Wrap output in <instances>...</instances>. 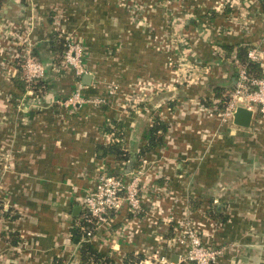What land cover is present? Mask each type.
Returning a JSON list of instances; mask_svg holds the SVG:
<instances>
[{"label": "crops", "instance_id": "0c3cea01", "mask_svg": "<svg viewBox=\"0 0 264 264\" xmlns=\"http://www.w3.org/2000/svg\"><path fill=\"white\" fill-rule=\"evenodd\" d=\"M119 1L0 0V18L23 22L34 17L32 51L44 64L53 62L49 42L54 33L81 42L85 68L92 74L83 94L106 98L98 106L87 102L70 112L61 101L72 92L74 78L69 74L54 80L49 70L43 92L20 90L13 81L19 63L10 60V48L0 50V150L9 156L7 168L0 163V264H54L58 258L62 264L77 263L78 245L70 231L80 219L79 199L101 166L116 165L111 157L96 155L95 146L112 139L101 130L108 119L121 121L125 148L136 155L151 121L145 108L151 106L161 107L169 128L163 144L140 157L138 167L150 165L145 183L163 191L146 201V213H112L91 241L117 264H124L126 257L132 264H163L161 255L175 263L183 251L168 241L187 210L205 242L226 246L217 264H264V133L239 135L230 127L220 134L221 141L223 137L242 147L228 151L234 154L232 161H217L215 141L206 149L216 120L192 107L198 108L200 97L211 96L207 84L172 85L171 91L168 84L174 74L170 61L184 56L211 65L208 82L224 85L230 79L232 86L233 64L221 61L215 50L259 45L264 55L261 5L257 0H230L233 8L224 9L226 0H180L174 12L160 0ZM138 7L143 13L135 17L130 12ZM140 80L150 88L159 83L167 93L125 112L118 106L122 92L128 83H133L132 91ZM107 81L120 84L110 98ZM170 97L177 100L172 112ZM239 163L257 174L239 181ZM192 200L198 204L194 210ZM210 202L225 204V222L206 216Z\"/></svg>", "mask_w": 264, "mask_h": 264}, {"label": "built area", "instance_id": "2783aa9c", "mask_svg": "<svg viewBox=\"0 0 264 264\" xmlns=\"http://www.w3.org/2000/svg\"><path fill=\"white\" fill-rule=\"evenodd\" d=\"M160 2L164 8L174 12L181 6L180 0H160ZM229 2L230 0L225 1L224 9L226 7L233 8V4H229ZM119 3L124 2L119 1ZM139 8L132 9L130 13H134L136 17L137 14L143 13V11L140 12L141 9ZM33 26L34 17L31 15L29 19H25L23 22L0 18V50H5V47H7V50L8 48L11 49L10 60L17 61L21 65L22 77L27 83V88H31L29 84L45 77L46 72L50 69L33 55V40L31 38ZM65 39L68 43L59 67L69 69L70 72L68 73L72 75L74 82L72 92L61 101V104L68 108L70 112L77 105L87 102L98 106L100 103L105 102L106 98L87 97L83 94L85 86L80 78L83 74L88 73L83 62L84 47L79 41ZM245 47L248 59L260 62L264 66V55L258 49L259 45ZM215 52L221 60L226 59L237 65V77L232 81L231 88L225 91L227 100L221 108H217L218 100L211 97L210 105L205 106L200 101L197 102L198 108L196 106L192 107L196 110L201 109L208 117H216L220 125L233 124V113L239 106L252 110V120H255V114H258L257 121L264 118V78L248 77L244 68L236 61L235 51L230 54L229 58L225 57L226 52L223 48L216 49ZM62 64L65 67H62ZM172 66L174 82L177 78L181 79V82L187 81L178 84L185 87L201 84L205 75H210V72H213L211 65L193 62L184 56L173 59ZM52 69L58 71L56 66ZM150 85H147L146 88L148 92L139 95L133 94L130 96L129 103L125 104L122 100L119 101L118 106L120 105L119 107L122 110L128 112V109H134L139 103L146 104L149 98L157 93L154 94V91L159 90V88L164 89L159 83L152 84L151 88ZM104 88L108 98L117 92L114 83H109ZM160 118L162 119V114H160ZM1 155L2 167L5 169L7 168L6 162L9 156L7 153ZM157 173L161 174L160 171H157ZM149 176L151 177V169L147 163L140 164L131 173L122 175L111 174L107 169L100 167L94 183L84 191L79 199L80 207L87 210L91 219L94 220L96 231L108 223L112 213L123 211L132 216H137L140 213L147 212L145 209L146 201L151 195L156 196L163 191V188L158 187L156 184L148 185L145 183V179ZM185 212L173 228V236L168 241L170 246L180 247L183 252L178 255L175 263L168 261L163 255L159 257V261L163 264H217L218 257L224 252L226 246L215 247L206 243L200 230L193 224L190 215ZM86 234L91 238L95 237L91 231H87ZM76 264H78V260Z\"/></svg>", "mask_w": 264, "mask_h": 264}, {"label": "trees", "instance_id": "16d2710c", "mask_svg": "<svg viewBox=\"0 0 264 264\" xmlns=\"http://www.w3.org/2000/svg\"><path fill=\"white\" fill-rule=\"evenodd\" d=\"M21 1L24 2V0ZM257 1L261 5L262 13L264 14V0H257ZM67 43H68L67 39H65L64 37H61L58 34L56 35V33L51 35L49 42V51L53 58V62L48 63L50 64L49 70H51V68L55 66L58 67V71L62 69L61 67H59V63L67 47ZM222 48L225 50L226 52L225 57L227 58H229L230 54L235 51L236 61L238 62L239 65H241L244 68L248 77L264 78V67L261 65L260 62H256L248 59L246 54L247 49L245 46L237 45L236 47H234L231 45H223ZM32 52L33 54L35 53L34 51ZM221 61L226 63V59H223ZM233 66H230L232 68L230 73L231 76L234 77L235 79L237 77V67L236 66L233 67ZM44 78L45 77H42L41 79L36 80L34 83L29 84L31 89L36 93V95H38L37 92L41 93L40 91H37L38 89H40L42 92L44 91V86L46 85L45 83L46 80ZM229 80L228 83H225L224 85L220 82L207 81L206 83L211 93L210 97L218 100L217 108H221L227 100L225 91L231 88V86H229L231 81ZM13 81H15L17 87L20 90H24L25 87L27 86V83L22 77V69L20 64L17 65V72L13 77ZM177 87L180 86L177 85L176 88ZM210 97L208 98L200 97V101L202 102L203 105L208 106L210 105ZM176 101L177 100L172 99V97L169 98L167 102V106L170 110H173ZM145 109L150 110L149 107H146ZM108 120L110 122L109 125L102 128L101 131L104 134H112V139L107 143L97 144L95 146L96 155L98 158L111 157L113 163H115L116 165L112 169H107V171L111 174L122 175L123 163L129 158L130 155L124 145L125 140L123 137L124 135L123 131L125 127L121 121H117L115 119L113 120L108 119ZM168 128H169L168 122L161 119L157 114L151 113L150 125L143 138L144 144L135 155V161H137L135 168L138 167V163L141 160L140 157L144 156L148 152L158 149L163 144ZM189 206L191 210H194L196 207H198V204L196 203L195 200H192L189 202ZM225 212H226V206L222 207L220 204H211V202L205 210L206 216L212 219H216L220 222H225L227 220V214ZM79 218L80 219L74 223V226L71 228L70 231L71 239L72 240L77 239L78 248H77L76 258L78 260V264H117L113 256H111L109 253L102 252L99 249H97L94 242L91 241V237L86 234L87 231H91L92 234H95L96 231L95 222L93 219H91L87 210L82 209ZM13 242L15 243L14 240ZM123 263L132 264V261H129L128 258L126 257ZM54 264H62L61 259L58 258L57 260H55Z\"/></svg>", "mask_w": 264, "mask_h": 264}, {"label": "rangeland", "instance_id": "374dc122", "mask_svg": "<svg viewBox=\"0 0 264 264\" xmlns=\"http://www.w3.org/2000/svg\"><path fill=\"white\" fill-rule=\"evenodd\" d=\"M16 22H19V21H16ZM82 47H84V46L82 45ZM84 57H85V49H84V53H83V59H84ZM170 62L172 64L173 60H171ZM49 65L50 64H47L48 67H50ZM62 67H65V65L62 64ZM65 68H62L59 71H55L54 69H52V71L49 70V72L52 73L51 74L52 79H54V80L55 79H62L65 76L69 75L68 72H70V70L69 69L66 70ZM172 76H173L172 81L174 82V80H173L174 79V74H172ZM212 76H213V72H210V75H207L206 74L201 83L202 84L203 83H207V81ZM168 81H171V78ZM172 81L170 83L168 82L169 87H170V91L172 90V85H178V84H183V83L187 82V81L181 82V79H178V78H177V80L175 79L174 84H173ZM109 83H114L116 85V87H117V92L120 91V84L118 82H116V81H107V82L104 83V86H106ZM131 84H133V83H128L126 85V88H125L124 92H122V97H123L122 100L124 101L125 104L129 103V99H130L131 93L133 95V93L135 92L136 94L139 95V94H143V93L148 92V90H146L147 85H146V83L144 81H141L140 80V81L135 82L134 86L132 87V91L130 89L131 88ZM136 88H137V91L135 90ZM163 90L164 89L159 88V90L154 91V94L157 92L158 94L157 93L156 94H157V96H159V95H161L163 93H167V92H165ZM191 96H193V95L191 94ZM182 101H183V99H182ZM146 104L148 105V101H147ZM150 110H151V113L157 114L159 117H160V114H162V119L163 120L164 119L166 120V118H165L166 116H163V112L160 111L161 110V107L156 108V106H151ZM128 111H129V109H128ZM166 111H167V107H166ZM170 111H169V114H171ZM257 115L258 114H255V120H251V123H250L249 127H247V128H243V127H240V126H236L235 124H231V125H227V124L226 125H223L222 124V125H220L218 123L217 118L214 117V119L216 120L215 122L217 123V129H216V131L213 134H211L209 136L210 139H211V142H209L210 141V139H209L208 140V144H207V148H206L207 151H208V148L210 149V146L215 141V143H214V147L215 148L214 147H212V148L216 151V156H217V159L216 160L217 161H232V159H233L232 157L234 156V154H230L228 151H234L235 149H238L239 150L242 147V144H240L239 142L236 143L233 140L231 142H227V141L223 140V137H222V141H221V135L227 133V131L229 130L230 127H231V129H234L235 132H237V131L240 132L239 135H242V134L245 135V134H248V133L250 135H255L256 133L257 134L258 133H264V118H261L259 121H257ZM221 128L222 129L223 128H228V129H225V130L223 129V131H222ZM239 135H237V136H239ZM237 136H235V137H237ZM216 140L218 141L217 144H216ZM219 140H220V142H219ZM2 153H4V152L2 150H0V163L1 164H2V161H1V156H2L1 154ZM234 160H235V158H234ZM238 160H240V158H238ZM252 170H253V168H251L249 170L246 166H243L241 163H239L238 169L236 170V174L235 175H236L237 179L240 181L242 179V177L245 176L248 173L249 174H253V173L254 174H257L256 171H252ZM2 175H3V173L0 172V179H1ZM215 204H220L222 207L225 206V204L222 203V202H220V203L219 202H215ZM227 210L229 211V208Z\"/></svg>", "mask_w": 264, "mask_h": 264}, {"label": "water", "instance_id": "95a60500", "mask_svg": "<svg viewBox=\"0 0 264 264\" xmlns=\"http://www.w3.org/2000/svg\"><path fill=\"white\" fill-rule=\"evenodd\" d=\"M92 78V74L91 73H85L81 76V82L84 85H89L90 81ZM253 117V112L251 109L247 108V107H237L233 113V124H235L236 126H240L243 128H247L249 127L251 120ZM129 158L127 159V161L125 162L122 172L123 174H128L131 173L133 171L134 168V163H135V154L133 153H129ZM74 210H78L77 207H75ZM77 242V239H76Z\"/></svg>", "mask_w": 264, "mask_h": 264}]
</instances>
